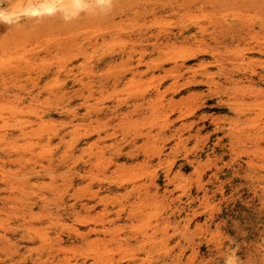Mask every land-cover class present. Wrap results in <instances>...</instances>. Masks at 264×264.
<instances>
[{
    "label": "rangeland",
    "instance_id": "374dc122",
    "mask_svg": "<svg viewBox=\"0 0 264 264\" xmlns=\"http://www.w3.org/2000/svg\"><path fill=\"white\" fill-rule=\"evenodd\" d=\"M43 1L0 0V264H264V53L209 34L264 0Z\"/></svg>",
    "mask_w": 264,
    "mask_h": 264
},
{
    "label": "bare ground",
    "instance_id": "6f19581e",
    "mask_svg": "<svg viewBox=\"0 0 264 264\" xmlns=\"http://www.w3.org/2000/svg\"><path fill=\"white\" fill-rule=\"evenodd\" d=\"M58 1H60V0H44L41 4H39L38 3V5H31V6H29V7H26L25 8V11H26V13L27 14H29V12H31V13H39V11L41 12V10H47V11H51V10H53L55 7H56V4H58L57 2ZM82 0H73V2L72 1H70L71 3H75V4H78V5H80L79 3L81 2ZM61 4H62V1H61ZM65 5V4H64ZM2 11V10H1ZM30 13V14H31ZM2 16H3V14H1ZM3 17H6V18H8V16L7 15H4ZM11 18V17H10ZM9 20V19H8ZM212 22V21H211ZM216 22V21H215ZM218 23V22H217ZM219 24V23H218ZM220 25V24H219ZM239 25V26H238ZM232 24V25H229V28L228 29H224V28H222V29H219V30H213L212 32H210L209 34L212 36V37H214V36H217L218 34L219 35H230V36H232V38H233V41H241V40H244V41H247L248 42V40H249V43L248 44H251L250 42H252V40L254 41L255 39H256V42L257 43H254V45L252 46V47H250L249 49H256L258 52H260V53H264V45H262V43H260V41H261V37H263V35H262V33L261 32H264V31H262L263 29H264V27H262V26H264V24H260V30L258 31V32H256V30H255V28L254 27H250V26H246V25H243V24ZM202 27V26H201ZM216 28H217V26H216ZM220 28V27H219ZM204 30V29H203ZM140 34V33H139ZM138 34V35H139ZM264 34V33H263ZM142 35V34H141ZM205 35H206V32L205 31H202V28H200V31L199 32H196V33H193V34H190V35H185V32H182V30H180L179 32H176V33H172V32H167V33H164V36H163V40H165V39H172V38H179V37H184L185 38V40H192V39H197V38H199V39H201V38H203V37H205ZM208 35V34H207ZM140 36V35H139ZM145 37V36H144ZM207 37V36H206ZM143 38V37H142ZM141 38V39H142ZM217 38V37H216ZM264 38V37H263ZM155 39H157V38H155ZM204 39V38H203ZM184 40V41H185ZM205 40V39H204ZM215 40V39H214ZM215 42V41H214ZM231 42V41H230ZM246 42V43H247ZM219 43V42H218ZM154 44H156V43H154ZM227 49V48H226ZM238 49V48H237ZM154 50V49H153ZM155 50H156V48H155ZM240 50V49H239ZM146 51V50H145ZM145 51H141V53H142V55L141 56H143V54L145 53ZM238 55V54H237ZM195 55H193V54H191L190 56H188V57H186L185 59H183L182 61H180L179 62V65L180 66H182V67H186L187 65H186V62H187V60H190V59H192L193 57H194ZM235 56V55H234ZM235 58V57H234ZM220 61V60H219ZM219 61H218V63H219ZM235 61H237V60H235ZM239 61V60H238ZM263 61V60H262ZM261 61V62H262ZM215 62V61H214ZM245 62V61H244ZM141 63V60H140V62H139V64ZM222 63V62H221ZM217 65V64H216ZM258 65V64H257ZM201 66V65H200ZM221 66V65H220ZM249 67H251V66H249ZM263 67V66H262ZM261 72L260 73H258V74H256L257 76H258V82L259 83H263L264 82V69H263V71L262 70H260ZM229 72V71H228ZM227 72V73H228ZM255 72V71H254ZM257 72V71H256ZM255 74V73H254ZM227 75V74H226ZM229 76V75H228ZM254 76L255 75H252V76H247V77H249V79H251V80H254L255 78H254ZM224 78H228V77H224ZM229 80V79H228ZM243 81V80H242ZM233 82L236 84V83H238V85H239V82L238 81H235V80H233ZM252 82V81H251ZM255 82V81H254ZM247 83V82H246ZM197 84H203V82H199V83H197ZM243 85V84H242ZM247 86V85H246ZM251 86V85H250ZM249 86V87H250ZM241 87V86H240ZM233 88V87H232ZM231 88V89H232ZM242 88V87H241ZM264 88V87H263ZM234 89V88H233ZM246 89H247V87H246ZM230 90V89H229ZM235 90H237V89H235ZM252 90V89H251ZM233 91V90H232ZM243 91V90H242ZM241 91V92H242ZM245 91V90H244ZM253 91V90H252ZM247 93H248V91H246ZM254 93L253 94H251L252 96L254 95V96H261V95H263L264 94V89H261V88H258V89H254V91H253ZM239 94V93H238ZM242 94V93H241ZM249 95H250V93H248ZM237 95V94H236ZM264 96V95H263ZM143 97H146V94H144L143 95ZM248 97V96H247ZM262 97V96H261ZM219 98H221V97H219ZM254 98V97H253ZM244 99V98H243ZM255 99V98H254ZM257 99V98H256ZM259 99V98H258ZM217 100H219V99H217ZM264 101V100H263ZM219 102V101H218Z\"/></svg>",
    "mask_w": 264,
    "mask_h": 264
}]
</instances>
